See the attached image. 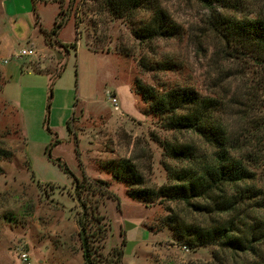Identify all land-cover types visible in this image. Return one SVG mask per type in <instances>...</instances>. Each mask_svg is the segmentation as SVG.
Here are the masks:
<instances>
[{
    "label": "rangeland",
    "instance_id": "rangeland-1",
    "mask_svg": "<svg viewBox=\"0 0 264 264\" xmlns=\"http://www.w3.org/2000/svg\"><path fill=\"white\" fill-rule=\"evenodd\" d=\"M231 1L235 5L224 10L213 5L217 10L212 13L264 16V0ZM154 13L165 14L176 35L137 39L134 31L144 30ZM212 13L197 0H0V147L12 153L0 161V264H50L49 259L73 247L55 234H39L62 223L55 212L58 202L66 207L63 216L69 221L76 216L71 213L80 211L67 194L73 180L58 162L78 179L84 173L108 185L104 197L98 187L88 197L92 205L98 204L101 224L109 226L105 238L94 243L101 264H108L110 251L121 247L122 264H250L257 259L218 244L190 249L177 241L171 220L211 225L227 215L199 214L183 202L155 195L174 182L184 165L171 159L170 146L198 151L205 146L196 134L168 130L148 113L139 86L156 92L186 88L216 98L235 135L242 140L251 134L241 115L247 103L238 88L254 76L224 79V69L240 66L228 65L216 54L219 38L209 33L207 22ZM27 47L36 55L15 57ZM107 93L115 96L119 111ZM252 115L261 121L249 154L259 159L253 185L262 195L245 200L244 206L264 216V107ZM125 160L144 180L129 189L143 188L145 197H130L128 187L107 170ZM235 191L227 189L229 196ZM193 202L209 204L206 199ZM151 237V244L139 243ZM258 249L264 254V244ZM21 253L27 254V262ZM74 257L70 264H77Z\"/></svg>",
    "mask_w": 264,
    "mask_h": 264
},
{
    "label": "trees",
    "instance_id": "trees-1",
    "mask_svg": "<svg viewBox=\"0 0 264 264\" xmlns=\"http://www.w3.org/2000/svg\"><path fill=\"white\" fill-rule=\"evenodd\" d=\"M197 1L205 5L211 13L217 8L224 10L235 5L231 0ZM213 5L217 8H213ZM207 22L209 33L212 32L219 38L220 46L216 48V54L221 55V59L228 65L240 66V69H224L228 73L224 79L233 81L243 80L248 75L254 76L242 82V86L238 88L243 89L241 96L245 97L247 103L244 104L245 110L241 115L251 134H247L242 140L235 135L221 101L216 98L202 96L186 88L156 92L152 88L139 86L148 113L159 117L168 130L196 134L205 146L201 151L191 146H170L171 159L182 161L184 165L175 172L172 178L174 182L159 188L155 195L173 202H183L199 214L213 212L220 219L222 214L227 215L211 225H188L171 220L177 241L190 249L218 244L222 250L257 257L250 264H264V254L258 249L264 244V216L253 208L250 212L249 207L244 206L245 200L258 199L262 195L260 187L253 185L257 181L255 165L259 159L249 153L257 144L253 140L254 128L261 124L252 114L256 109L264 107L260 96L264 95V81L258 80L261 77V74H258L260 71H263L264 75V16L236 18L212 13ZM134 32L137 39H151L157 35L173 37L177 30L165 14L154 13L144 30L141 28ZM51 33L56 34V31L53 29ZM230 87L231 85H226V89ZM227 93L228 91L224 95ZM234 93L233 97L237 98L238 94ZM16 124L18 133L22 135L18 120ZM22 139L25 144L23 135ZM11 157L12 153L8 149L0 147V161ZM58 163L73 180V190L67 194L77 201L80 208V211L76 212L75 220L83 262L101 264L102 256L94 243L103 235L105 238L109 226L101 224L104 217L98 213V204L92 205L88 197L94 195V187L102 188L99 195L104 197L108 185L100 179L91 180L84 173L81 179H78L65 165ZM107 170L113 180L124 183L128 189L143 185V177L129 160L118 164L116 169L108 167ZM230 187L236 189L235 194L231 196L227 193ZM145 193L143 188L128 191V195L135 198L145 197ZM203 199L208 200L209 204L193 202ZM260 209L264 210V206ZM250 213H255L253 220L249 219ZM94 225L95 228L92 229ZM122 257V247L114 248L110 251L108 264H122Z\"/></svg>",
    "mask_w": 264,
    "mask_h": 264
},
{
    "label": "crops",
    "instance_id": "crops-1",
    "mask_svg": "<svg viewBox=\"0 0 264 264\" xmlns=\"http://www.w3.org/2000/svg\"><path fill=\"white\" fill-rule=\"evenodd\" d=\"M1 5H2V3H1ZM58 205L60 207L55 209L56 210L55 212L58 213L57 215L59 216V218L62 217V220H63L62 223L60 225L57 224L56 229L52 230V232H42L39 234H55L56 237H60V242L66 240V242H70V244L72 243L73 247L64 256L60 255L59 258L54 259V260L49 259V263L51 262L52 264H70L71 260L73 259V256L75 255V257L77 259L76 260L77 264H84L83 258H82V252H81L80 244H79L78 226L76 224V220H75V218H72V220L69 221L68 217L65 218L64 216L66 214V207L64 205L60 204L59 202H58ZM53 211H54V209H53ZM76 212L77 211L75 210L73 213H71L72 214L71 216H74ZM64 219L66 220V222ZM68 223H71V224H68ZM141 232H143V231H141ZM140 236H141V234H140ZM142 236H144V234H142ZM153 241H154V239L151 237V239H148V240H139V243L142 245L143 244L149 245ZM34 243L35 244L37 243V239L35 241L31 240V244H34ZM41 264H42V262H41Z\"/></svg>",
    "mask_w": 264,
    "mask_h": 264
},
{
    "label": "built area",
    "instance_id": "built-area-1",
    "mask_svg": "<svg viewBox=\"0 0 264 264\" xmlns=\"http://www.w3.org/2000/svg\"><path fill=\"white\" fill-rule=\"evenodd\" d=\"M36 55V51L34 48H21L15 55V57L17 58H22V57H32V56H35ZM6 62V60L4 61ZM107 96H108V100H110L111 104L113 105V109L115 111H119L118 109V106H117V100L115 98V96H111L110 93H107ZM182 249L186 250L187 248L185 246L182 247ZM20 259L23 261V262H27V254L26 253H21L20 254Z\"/></svg>",
    "mask_w": 264,
    "mask_h": 264
}]
</instances>
